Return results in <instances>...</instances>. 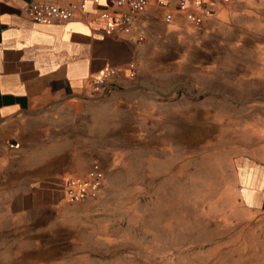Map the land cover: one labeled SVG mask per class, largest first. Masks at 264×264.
I'll list each match as a JSON object with an SVG mask.
<instances>
[{
	"label": "rangeland",
	"instance_id": "rangeland-1",
	"mask_svg": "<svg viewBox=\"0 0 264 264\" xmlns=\"http://www.w3.org/2000/svg\"><path fill=\"white\" fill-rule=\"evenodd\" d=\"M245 1L220 39L203 26L154 39L153 102L105 139L121 156L98 197L71 203L60 181L73 218L4 264H264V234L235 226L264 168V0Z\"/></svg>",
	"mask_w": 264,
	"mask_h": 264
},
{
	"label": "crops",
	"instance_id": "crops-1",
	"mask_svg": "<svg viewBox=\"0 0 264 264\" xmlns=\"http://www.w3.org/2000/svg\"><path fill=\"white\" fill-rule=\"evenodd\" d=\"M33 1L73 3L0 0V264L20 259L25 237L40 239L42 230H57L59 219L73 218L59 211L66 202L59 194L60 181L85 177L96 161L107 167L120 158L119 148L117 153L107 150L113 140L105 139L127 128L123 113L138 114L153 102L142 69L156 50L154 39L165 38L166 32L201 38V26L220 39L229 22L242 17L233 12L248 7L245 0L234 7L205 0L215 13L197 25L183 10L173 11V19L166 21L164 10L153 3L129 31L109 33L100 13L111 7L110 0L90 3L75 18L52 24L30 18L27 9ZM177 1L168 0L171 6ZM199 1L190 0L191 8ZM191 25L200 26L199 32L191 33ZM140 36L147 42H140ZM129 62L137 65L136 79L128 77ZM109 67L118 69V77L105 93H95L92 78ZM255 169L252 202L245 198L235 226L262 237L264 168L255 164ZM103 194L88 203L97 204Z\"/></svg>",
	"mask_w": 264,
	"mask_h": 264
},
{
	"label": "built area",
	"instance_id": "built-area-1",
	"mask_svg": "<svg viewBox=\"0 0 264 264\" xmlns=\"http://www.w3.org/2000/svg\"><path fill=\"white\" fill-rule=\"evenodd\" d=\"M101 0H73L70 6H59L46 1H33L27 13L35 22L41 24H52L55 22L68 21L75 18L79 12L87 9L88 5ZM233 0H221L227 4ZM155 3L164 10V19L171 21L173 11L183 10L189 20L197 25H202L206 17L215 13L213 5L209 1L200 0L195 8H191L190 0H178L171 6L168 0H110V8L100 13L106 21L109 33L118 31H129L132 23L143 13L148 6ZM140 42L145 41L144 36L139 37ZM128 77L136 78L137 65L135 62L127 64ZM118 69L109 67L104 69L97 77L92 78L91 85L95 93L103 94L108 87L118 77ZM14 146L13 144L11 145ZM105 171L103 166L94 162L89 168L85 177L71 176L65 181L66 198L71 203L80 202L88 198L98 197L99 192L104 186Z\"/></svg>",
	"mask_w": 264,
	"mask_h": 264
}]
</instances>
